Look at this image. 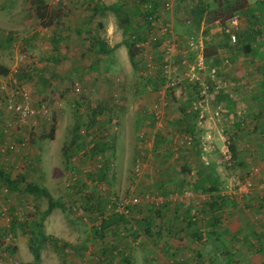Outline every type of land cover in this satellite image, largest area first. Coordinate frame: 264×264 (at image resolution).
Segmentation results:
<instances>
[{"label": "rangeland", "instance_id": "obj_1", "mask_svg": "<svg viewBox=\"0 0 264 264\" xmlns=\"http://www.w3.org/2000/svg\"><path fill=\"white\" fill-rule=\"evenodd\" d=\"M42 1L55 12L54 22L35 38L17 34L7 46L30 58L10 69L4 82L39 96L48 111L0 155L1 171L22 176L14 189L0 180V264H34L32 245L39 264H146L143 258L156 252L159 235L172 225L180 226V239L187 228L206 237L216 196L228 198L219 215L239 209L256 216L257 204L264 208V198L251 193L264 186L255 178L264 170L262 5L205 0L214 3L194 22L196 0H164L148 16L134 0L118 13L114 0ZM26 4H15L17 14L26 12ZM34 11L32 5L29 18ZM234 12L240 20L233 28ZM59 25L68 30L57 40L65 41L47 58L45 34ZM75 25L82 26L73 33ZM71 37L79 39L77 47L69 45ZM112 44L114 52H100L99 45ZM36 56L47 63L34 64ZM57 57L60 67L53 65ZM18 72L21 84L13 81ZM9 140L1 137L0 147ZM209 170L216 175L214 192ZM26 182L45 186L59 204L43 215L47 197L22 192ZM169 193L173 199H166ZM147 194L163 201L146 203ZM133 196L141 203L102 229L115 202ZM147 219L149 233L142 226ZM231 245L241 252L252 248L238 240Z\"/></svg>", "mask_w": 264, "mask_h": 264}, {"label": "crops", "instance_id": "obj_2", "mask_svg": "<svg viewBox=\"0 0 264 264\" xmlns=\"http://www.w3.org/2000/svg\"><path fill=\"white\" fill-rule=\"evenodd\" d=\"M20 1L22 2V0H0V65L3 68L8 69L9 72L10 69H16L14 68V66L17 63H20V61L21 62L26 61L27 60L26 58H30V55H27L29 57L21 56L20 51L16 48L12 49L11 46L9 48L7 47L9 44H14L16 35L18 34L20 38H22L23 36L27 38H35L39 36L40 33H42L41 30L43 27H44L43 29L46 28V26H41V25L36 26V23L39 24V22H35V21H39V19L37 18L35 11L33 12V16L29 18L30 16L28 15V11L29 8L32 7L31 0H28V4L25 5V7H27L26 12L25 13L23 12L22 14H17V11L14 10V6ZM114 1L122 2V4L123 2L124 3L127 2V0H114ZM114 1L110 3H114ZM259 1L261 3H258ZM263 1L264 0H246L247 5L250 7L257 6L258 4H261L264 7ZM3 11L5 12L3 13ZM261 11L264 12V8H262ZM79 26L82 25H75L69 29H71V31L74 33L75 30L76 31L79 30ZM66 30L68 29H64L59 25L58 27L52 28V31L47 32L45 34L48 40L46 44L43 45V47L47 50L44 51L46 53L45 55L47 58L51 57L53 59V57H55V54L51 55L53 52L52 49H55V47L58 44H61L63 40L65 41L64 38L61 39L59 42L57 39L64 37L65 36L64 33L66 32ZM102 35H106L105 32H103ZM77 39L78 38H72L68 40L70 42L69 45L71 46L73 44L74 47H77L76 45H78L79 42V39L78 40ZM86 42L88 43V41ZM113 45L114 44H112L110 47L108 46L105 49L106 53L115 51L113 49L114 48ZM121 48H123V44L117 46L118 51H120ZM31 60L33 61L34 64L37 63L44 65L47 63L46 61H42L43 59H40L39 56H36ZM61 62L62 60L59 61V57H57V61L54 60L53 65L60 67L61 65L59 64ZM21 76L22 74L19 73L17 80H13V81L21 84L20 83ZM0 78L6 80L9 79V76H7V74L0 75ZM31 98L35 102H37L39 96H35V94L33 93ZM0 121H1L0 139L1 137H5V140L10 139L9 141H11V144H14L13 141H15L18 138L26 137V133H28L29 131L31 132L32 130L29 124L31 121H27L22 124L15 122L14 116L2 111L0 112ZM6 130H9L8 136H6L5 134ZM16 148L18 149V147ZM14 159L15 158H12L11 160L12 163L9 164L12 165V167L14 165L13 162ZM1 167L4 168L2 164L0 168ZM7 172H9V170ZM10 176L14 177V174L11 173ZM255 178L257 180V183L259 182V179L261 180L264 179V170L260 174H258ZM251 193L252 194L254 193V195H259V197L264 198V186L255 187ZM249 197L253 199V197L251 196ZM257 205L259 206V203ZM252 212L253 213L256 212L255 213L256 216H254V214H252L250 211L246 210L243 212V210H239V209H234V210L230 209L227 210V212L225 211L224 213L220 214L221 222L218 226L219 230L227 231V233L226 234L224 233L223 236L224 243H226L227 246L232 248L231 245L232 240L233 241L238 240V243H242V244L244 243L252 247L249 248L250 250L247 251L245 250V252L244 251L241 252L242 250H238V251L232 250L235 253H240V259H238V261L235 264H248L247 260L250 262V264H264V208L254 210ZM218 213H220V209L215 211V214ZM222 215L223 218L226 217V219L223 221H222ZM177 228H180V226H177ZM177 228L174 229V226L172 225L171 228H169L170 230H168L166 233L162 232V234L159 235L157 239L158 247L156 252L153 251V255H151L149 259H147V256H145V258H143L142 260V263L146 262V264H167L168 261L164 256L171 255L173 258L174 257L176 258L175 260L178 261L179 264H226L227 259L224 255H222L223 254L222 251L224 250V247L221 246L222 245L221 243L213 241L207 237H201L200 239L194 238L192 234L194 230H198V228L195 229L187 228L186 231L182 230L181 235L186 233L185 234L186 238L180 239L177 237L178 234H176L178 232L176 230ZM242 238L244 240H241ZM258 245H260L261 248L258 247ZM243 254H245L246 256V257L244 256L245 261L241 259V255Z\"/></svg>", "mask_w": 264, "mask_h": 264}, {"label": "trees", "instance_id": "obj_3", "mask_svg": "<svg viewBox=\"0 0 264 264\" xmlns=\"http://www.w3.org/2000/svg\"><path fill=\"white\" fill-rule=\"evenodd\" d=\"M234 1L241 3L243 0H234ZM162 3L164 4V0H163V2H162V0H134V4L137 5V8L140 10L143 9V11H141L142 16L145 15L143 12L148 11L145 15V16H148L152 12L156 11L161 6ZM213 3H214V1L212 3H209V2L205 3V0H196L195 4L190 9L191 11L193 10L192 11L193 13H195V15H193L194 22L195 21L199 22V20L202 19L204 12H206V9L211 7ZM258 3H261V2L259 1ZM123 4H125V3L123 2ZM123 4H122V2L118 1V2L113 3L111 5L115 6L112 8L115 12L118 13L119 11H121V8L124 6ZM31 5L34 6L35 14H36L37 18L39 19V23L41 26H48V25L52 24V22H54L55 12L50 11L47 4H44V2L42 0H31ZM248 7H250V6H248ZM236 9H238V6H236ZM234 13H236V12H234ZM237 13H239V12H237ZM147 22H149V21H147ZM100 47H99L100 52H106L103 45H100ZM130 55H133V54L130 53ZM8 72H9L8 69L3 68L0 65V75H6V74H8ZM263 83H264V81H263ZM263 88H264V84H263ZM37 103H40V102H37ZM189 128L192 129V126H189ZM48 137L51 139L54 138V128L50 129V132L48 133ZM22 144L26 145V142L23 141ZM9 149H11V148H9ZM231 153H232V155H235V151L233 148H231ZM206 176H207V181L209 183V190L211 192H214L217 189L216 188V175L213 174V172H211L209 170V171H207ZM21 179H22V176L12 177V176H10V174H7L6 172L0 170V180L9 189L18 188L19 184L21 182ZM21 190H22V192L27 193V194L30 193V194H36V195H41V196L44 195L47 197L48 204H47L46 209L43 211V215L49 214L52 211V209L56 205L59 204V201L54 199L51 196V194L49 193L48 189L43 185L33 183V182H26L21 187ZM215 198L216 199L211 200L209 207H208L209 212L211 214L207 218L206 229H205L204 235L207 238L222 244L221 246L224 247V250L222 251L223 252L222 255H224L227 259L226 264H235L238 261V259H240V253L233 252L232 251L233 249L230 248L229 246H227L226 243H224V237L223 236H224V233L225 234L227 233V231L226 230H222V231L219 230L218 226L221 222V216L219 214H215V211L219 210L221 208V205H223V203H225L228 198L224 197L222 195H220V197L216 196ZM217 198L219 199V201H217ZM137 205H139V204H137ZM262 207L263 206H261V203H259V209H261ZM122 218H123V215H121L119 213H114V215L103 218L101 220V228L105 229V228L109 227L111 224H114V223L117 224L116 220L122 219ZM113 220L115 221L114 223H113ZM136 221H138V223H141L140 220L136 219ZM145 223H147V225H148L147 227H145ZM145 223L142 225V226H144L143 231H145L146 233H149V224H151L150 220L147 219V222H145ZM150 226H152V224ZM192 236L196 239H200L201 233L198 232L197 230H194ZM43 237L45 238L46 236H43V234H41V238H43ZM31 251H32V255H33L34 264H39L40 254L38 251V247L36 245H32ZM244 256H245V254L241 255V259L243 261H245ZM247 262H248V264H250V262L248 260H247Z\"/></svg>", "mask_w": 264, "mask_h": 264}, {"label": "built area", "instance_id": "obj_4", "mask_svg": "<svg viewBox=\"0 0 264 264\" xmlns=\"http://www.w3.org/2000/svg\"><path fill=\"white\" fill-rule=\"evenodd\" d=\"M239 20L240 14L236 12L229 18V23L234 28L238 25ZM225 31L231 41L236 40V34L232 29L226 28ZM4 81L5 80L0 78V97L2 99L0 103L2 111L14 116L15 122L21 124L27 121L35 122L38 118L42 119V117H44V114L48 111V107L44 102H35L26 90L17 86L8 85ZM8 148L12 149L15 148V146L14 144H9L4 146V148L0 147V154L5 153ZM172 195L175 194L169 193V196H167L166 199H173L174 196ZM143 199L146 203H154L155 205H158L163 201L162 197L150 196L148 194L145 195ZM141 201L142 200L137 196H133L128 199H121L120 201L115 202L114 213L128 215L130 211L129 206H135L141 203Z\"/></svg>", "mask_w": 264, "mask_h": 264}]
</instances>
